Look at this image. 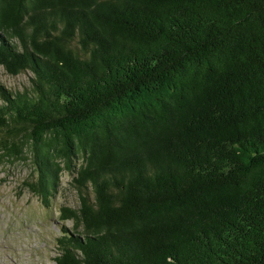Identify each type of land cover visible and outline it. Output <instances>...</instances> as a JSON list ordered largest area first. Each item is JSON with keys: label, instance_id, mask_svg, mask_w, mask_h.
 I'll use <instances>...</instances> for the list:
<instances>
[{"label": "trees", "instance_id": "1", "mask_svg": "<svg viewBox=\"0 0 264 264\" xmlns=\"http://www.w3.org/2000/svg\"><path fill=\"white\" fill-rule=\"evenodd\" d=\"M0 158L44 205L56 264H264V0H0Z\"/></svg>", "mask_w": 264, "mask_h": 264}, {"label": "rangeland", "instance_id": "2", "mask_svg": "<svg viewBox=\"0 0 264 264\" xmlns=\"http://www.w3.org/2000/svg\"><path fill=\"white\" fill-rule=\"evenodd\" d=\"M30 76L10 75L0 64V84L10 90L29 88ZM74 175L63 171L44 205L25 185L33 178L29 160L0 158V264H56L62 231L75 235L72 221L59 218L61 206L78 205Z\"/></svg>", "mask_w": 264, "mask_h": 264}]
</instances>
